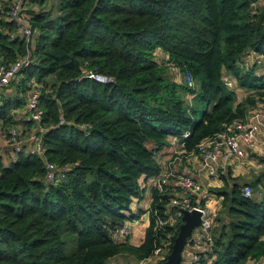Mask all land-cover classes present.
Wrapping results in <instances>:
<instances>
[{"label": "trees", "instance_id": "obj_1", "mask_svg": "<svg viewBox=\"0 0 264 264\" xmlns=\"http://www.w3.org/2000/svg\"><path fill=\"white\" fill-rule=\"evenodd\" d=\"M10 1L0 0V55L13 62L28 49L31 63L15 94L0 91L1 128L17 123L32 79L43 114L21 125L42 129V152L0 159V264H106L123 252L148 258L160 245L166 259L178 231L156 228L166 203L156 187L140 245L114 243L110 231L142 194L140 178L159 172L147 142L158 150L176 136L190 152L247 115L252 98L235 103L225 74L264 97V76L239 65L248 51L264 55V0H28V46L8 19ZM157 52L194 86L168 75ZM46 162L68 165L65 178L45 183ZM227 185L211 189L222 214L207 263L264 264V170L248 184L253 196L242 195L246 184Z\"/></svg>", "mask_w": 264, "mask_h": 264}, {"label": "built area", "instance_id": "obj_2", "mask_svg": "<svg viewBox=\"0 0 264 264\" xmlns=\"http://www.w3.org/2000/svg\"><path fill=\"white\" fill-rule=\"evenodd\" d=\"M28 0H11L8 4L7 16L10 22L15 25L16 33H18L24 40L26 45L30 44L33 29L29 19L26 16V7ZM159 58L157 61L161 65L168 63V59L163 52H157ZM31 63L30 51L27 49L25 55L16 59L13 62H7L0 55V91L6 90L9 87L19 85L23 79V70ZM247 66V63H245ZM254 73L255 72H252ZM87 77L94 79L101 83L111 82L112 79L106 75L88 71ZM184 82L192 87L193 78L190 73H185ZM40 85L35 83L32 79L26 82V90L24 92V110L27 112L15 110L14 117L16 124L3 132V140L6 145L11 147L15 155L21 150H26L30 154H37L42 152V129H35L32 132H26L21 125L23 120L38 122L41 120L43 111L40 108L39 96ZM264 121V107L255 108L248 111L247 115L242 119H235L226 127L210 136L203 138L190 152L189 155L197 157L198 159H212L217 161L222 167L230 165L235 159L243 158L245 156V148H254V134L258 130L259 122ZM26 146V147H25ZM184 148V144H183ZM68 165H59L54 162H46L45 174L43 181L47 184H55L66 176ZM158 177L155 187L160 195L166 197V203L163 204L165 212L160 216L157 211H154L156 216V228L163 229L169 227L172 231H178L181 224L182 211L195 210L200 213V222L187 238L184 245L192 252L187 260L181 258L180 264H208L206 253L210 251L213 243V229L216 224V217L218 215L217 207L210 203H201V200L194 202L190 195L202 194L201 185L196 182L189 174L188 170L181 173L175 169H168L156 174ZM170 181H176L182 187V192L171 194L173 190L169 186ZM204 195V194H203ZM242 195L250 197L254 195L252 188L249 185L242 187ZM151 209V208H150ZM132 232L131 221L125 220L119 225L115 226L110 231V238L114 243L126 241ZM182 250V255H183ZM155 261L165 259V253L162 245L156 247L155 251L150 256ZM203 259L205 261L203 262ZM120 264V263H113Z\"/></svg>", "mask_w": 264, "mask_h": 264}, {"label": "crops", "instance_id": "obj_3", "mask_svg": "<svg viewBox=\"0 0 264 264\" xmlns=\"http://www.w3.org/2000/svg\"><path fill=\"white\" fill-rule=\"evenodd\" d=\"M245 63H247V66ZM239 65L245 73L258 77L264 76V55L248 51L241 58ZM251 71L255 72V74L251 73ZM171 73L173 78L177 81L182 79V73L177 69H175L174 72L171 71ZM227 76L230 78V80H228L230 85L233 84V82H236L231 74H227ZM231 88L235 92V103L244 101L248 97L252 98L253 104L250 105L248 111L264 107V97H260L255 94L252 89L241 87H237V89H234L233 87ZM16 92V88L14 89V87H12L10 93L13 95ZM17 110L18 112H27L26 109L24 110L23 105L19 106ZM258 124V130L254 134V148H245V156L243 158L235 159L226 167H222L217 161L212 159L201 160L197 157L189 155L183 148L181 138L176 136H169L167 138V144L158 150L155 149V145L152 142H147V146L149 149L154 150V158L159 165L161 172L168 169H175L178 172L183 173L185 170H188L190 176L201 185L203 192L202 194L200 193V195H190V197L194 202L203 200V203H210L216 206L218 211L217 216L219 217L222 214L221 198L216 197L211 192V189L227 185L228 183V185L231 186L232 180H235L240 184L248 185L250 181L254 180L257 175L264 170V121L259 122ZM13 157L14 152L11 147L6 145V142L0 135L1 163L6 166L13 161ZM224 177H226L225 180ZM157 179L158 177H156V175L149 177L142 176L139 180L142 194L140 196L133 197L127 211H124L125 220L131 221L132 224V232L126 240L130 245H140L144 238L145 230L149 226L152 191L155 188ZM169 186L173 189L170 192L171 194L182 192L181 185L176 181H170ZM165 247L166 246H162L163 251L166 253L167 249L165 250ZM191 252L192 251L188 247H185L182 255L184 260L189 258ZM113 263L156 264L157 261H155L152 257L138 259L131 254L123 252L111 257L106 262V264Z\"/></svg>", "mask_w": 264, "mask_h": 264}, {"label": "water", "instance_id": "obj_4", "mask_svg": "<svg viewBox=\"0 0 264 264\" xmlns=\"http://www.w3.org/2000/svg\"><path fill=\"white\" fill-rule=\"evenodd\" d=\"M181 224L179 225L178 232L174 238L170 252L168 253L165 261L162 264H180L182 258V250L187 241V238L191 236V233L195 227L199 225L200 213L192 211H182Z\"/></svg>", "mask_w": 264, "mask_h": 264}, {"label": "rangeland", "instance_id": "obj_5", "mask_svg": "<svg viewBox=\"0 0 264 264\" xmlns=\"http://www.w3.org/2000/svg\"><path fill=\"white\" fill-rule=\"evenodd\" d=\"M240 63V62H239ZM163 65H164V63H162ZM171 63H170V61L168 62V63H166V65H164V66H166V67H168L169 65H170ZM173 65V64H172ZM172 65H170V67H168L167 68V74L168 75H171L172 77H173V75H172V73H171V71L172 72H174L175 71V68H173V67H171ZM174 74V73H173ZM185 75V74H184ZM180 76V75H179ZM181 77V76H180ZM182 77H183V74H182ZM224 78L226 79V81H227V83H228V85L230 86V87H233L234 89H237V84H236V82H233V84H229V82H228V80H230V78L227 76V74H225L224 75ZM192 86H194V83L192 84ZM5 130L3 129V128H0V134L1 133H3ZM164 243V242H163ZM167 249V246L165 247V250ZM167 251V250H166ZM165 253V252H164Z\"/></svg>", "mask_w": 264, "mask_h": 264}]
</instances>
